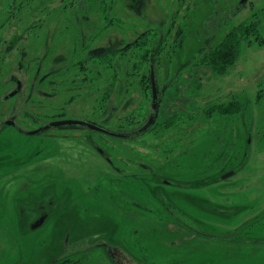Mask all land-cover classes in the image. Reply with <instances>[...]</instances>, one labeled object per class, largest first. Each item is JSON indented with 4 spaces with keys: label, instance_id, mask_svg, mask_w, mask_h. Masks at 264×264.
<instances>
[{
    "label": "rangeland",
    "instance_id": "obj_1",
    "mask_svg": "<svg viewBox=\"0 0 264 264\" xmlns=\"http://www.w3.org/2000/svg\"><path fill=\"white\" fill-rule=\"evenodd\" d=\"M238 2L174 8V44L164 47L156 71L161 85L178 72L180 82L161 103L156 130L111 139L121 173L92 168L90 184L29 182V169L16 165L29 154L0 141V264H114L113 253L121 264H211L200 260L205 253L190 261L175 243L231 237L238 243L217 249L233 257L231 264H264V0L236 11ZM130 3L136 12L128 8L127 15L153 24L172 9L168 0ZM244 21L255 22L259 34L241 47L238 61L223 74L204 64ZM144 92L133 87L127 95V117L137 111L148 119ZM13 175L20 178L12 183ZM103 175L111 179L98 181Z\"/></svg>",
    "mask_w": 264,
    "mask_h": 264
},
{
    "label": "flooded vegetation",
    "instance_id": "obj_2",
    "mask_svg": "<svg viewBox=\"0 0 264 264\" xmlns=\"http://www.w3.org/2000/svg\"><path fill=\"white\" fill-rule=\"evenodd\" d=\"M168 1V19L153 24L127 15L128 8L136 12L130 0H0V141L7 150L20 145L29 154L16 163L29 169L25 180L90 184L92 168L121 173L111 139L133 140L156 130L161 103L181 76L178 72L161 85L163 74L156 71L160 45L171 50L174 44V8L206 2ZM132 17L138 19L134 27L128 24ZM143 54L150 59L142 61ZM131 56H137L135 62ZM153 77L158 115L137 135L154 112ZM133 87L150 94L146 121L137 111L126 115ZM14 177L12 183L20 178ZM110 179L103 175L98 181Z\"/></svg>",
    "mask_w": 264,
    "mask_h": 264
},
{
    "label": "trees",
    "instance_id": "obj_3",
    "mask_svg": "<svg viewBox=\"0 0 264 264\" xmlns=\"http://www.w3.org/2000/svg\"><path fill=\"white\" fill-rule=\"evenodd\" d=\"M178 33V36H180L182 30H179ZM258 34L259 30L255 22L244 21L238 24L231 28L223 40L206 57H204L203 63L211 66L217 73H225L230 66L238 61L241 47L245 43H252L255 39H258ZM163 49L160 45V52L157 59L161 57ZM136 57L137 56H131V61L135 62ZM150 57L151 55L143 54L140 56V59H143L142 61L145 62L146 60H149ZM129 120L130 119H128V121ZM135 230L136 229H134L133 232H136ZM134 236L135 235H133V237ZM76 262L77 261H74L73 259L65 258L58 261L57 264H72Z\"/></svg>",
    "mask_w": 264,
    "mask_h": 264
},
{
    "label": "crops",
    "instance_id": "obj_4",
    "mask_svg": "<svg viewBox=\"0 0 264 264\" xmlns=\"http://www.w3.org/2000/svg\"><path fill=\"white\" fill-rule=\"evenodd\" d=\"M172 242H175V241H172ZM185 242H187L188 245L185 244ZM221 243L228 245V244H235L238 242L231 237L230 239H224V240H219V241H217V239H212L210 241H205L203 239H190V240H185V241L181 240V241L176 242L175 244H177V246H180V247L181 246L186 247L185 254L186 255L188 254L187 256H190L188 257L190 261L195 259L198 255L205 253L203 256L205 257L204 258L205 260L200 259L201 261H206L211 264H225L226 260H229L230 262L228 263L230 264L233 263L231 261L233 259L232 256L230 257L228 255L226 256L227 253L217 250L218 248L222 247ZM250 244L252 243H247L244 245H250ZM189 247H192V250ZM191 253L195 255L192 256ZM237 260L238 259L235 258V262ZM194 261H198V260H194Z\"/></svg>",
    "mask_w": 264,
    "mask_h": 264
},
{
    "label": "water",
    "instance_id": "obj_5",
    "mask_svg": "<svg viewBox=\"0 0 264 264\" xmlns=\"http://www.w3.org/2000/svg\"><path fill=\"white\" fill-rule=\"evenodd\" d=\"M248 0H241L240 3H239V9L244 6V4L247 2ZM153 79V114L151 115L150 119L148 120V122L146 123V125L140 129V131H138L137 135H140V134H144L145 132H147L155 123L156 121V118H157V115H158V110H159V105H158V101H157V90H156V84H155V80H154V77L152 78ZM78 122V121H76ZM92 126V125H91ZM92 127H95V126H92ZM97 128V127H95ZM116 133H113L112 132V135H114ZM136 135V136H137ZM117 136H122V137H126V138H131L129 135H117ZM233 172H230V173H227L225 175V177H229L230 175H232Z\"/></svg>",
    "mask_w": 264,
    "mask_h": 264
}]
</instances>
